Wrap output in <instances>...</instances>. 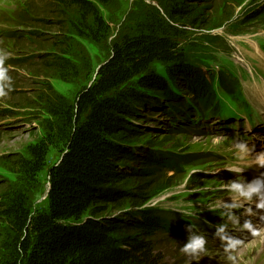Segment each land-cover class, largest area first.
Returning a JSON list of instances; mask_svg holds the SVG:
<instances>
[{"label": "rangeland", "instance_id": "rangeland-1", "mask_svg": "<svg viewBox=\"0 0 264 264\" xmlns=\"http://www.w3.org/2000/svg\"><path fill=\"white\" fill-rule=\"evenodd\" d=\"M226 1L221 4V0H215L202 7L187 3L191 16L204 14L209 17V23L214 27L207 30L181 18L171 20V0H109L100 12L113 38L123 26L125 32L130 33L140 24L153 21V16L162 23L164 20L175 29L177 46L185 54L187 64L216 80L212 85L215 96L221 99L219 111L187 122H182V117L174 121L161 109L148 112L150 118L140 124L142 136L137 140L142 148L188 161L178 173L159 175L150 190L151 199L142 209L178 212L180 220L188 224L192 220L202 222L206 215L213 218L210 222L213 226L209 228L213 232L196 226V230L207 237V244L206 251L192 264H230L222 242L215 236L216 225L223 222L217 205L222 200L229 202L232 195L224 184L236 179L228 169L236 163L246 168L240 173L245 182L264 173V168L250 167L247 158L240 161L233 150L235 135L221 130L226 125L223 120L230 119L232 114L246 116L253 123L261 118L262 124L258 123L243 139L253 147L252 157L261 153L259 151L264 152V147H260L264 143V62L258 55L264 56V0ZM48 4V0H0V49L8 52L7 60L13 61L12 64L5 63L11 90L6 88L8 94L0 96V264L11 261L6 247L12 237L11 220L4 213H13L20 203H24L32 215L47 209V171L60 159L57 140L66 130V106L73 103L85 85L83 82L88 83L83 80L85 71L89 67L93 71L104 61L100 49L85 40L75 39L80 53L73 46L69 56L63 58L64 65L54 64V70L41 69V60L50 66L45 57L42 58L50 56L42 51L45 50L42 44L46 43L27 37L18 41L2 38L3 32L9 30L15 33L41 31L45 32L41 39L49 40L54 34L59 35L58 14ZM156 11L159 14H155ZM18 16L26 17L22 26L15 24L17 21L21 24ZM152 69L156 75H164L163 67ZM225 82L230 83L233 92H223ZM174 87L176 103L181 105H177L176 110L173 107L166 109L177 117L185 104L192 106L194 101L183 87ZM238 96L241 98H236ZM6 110L10 113L1 114ZM214 117L222 118V121L210 124ZM235 124L233 122V129ZM40 144L44 145L46 156L35 162L36 166L42 167L36 174L30 170L34 163L31 162L32 151H37L35 147ZM252 207L255 210L254 204ZM242 210H236L241 215L240 223L252 219L261 229V235L231 229L233 235L244 241L234 253L236 264H264V221H259L256 216L248 217ZM258 211L264 215V210ZM178 238H156L158 264H185L186 257L180 251L184 242Z\"/></svg>", "mask_w": 264, "mask_h": 264}, {"label": "trees", "instance_id": "trees-1", "mask_svg": "<svg viewBox=\"0 0 264 264\" xmlns=\"http://www.w3.org/2000/svg\"><path fill=\"white\" fill-rule=\"evenodd\" d=\"M213 1L171 0L170 19L177 17L210 29L214 26L209 17L191 16L187 3L202 7ZM48 2L58 14L59 35L49 40L41 39L45 32L9 30L2 38L18 41L27 37L46 43L42 51L50 56L42 58L50 66L41 60V69L64 65L63 58L73 46L80 53L75 39L100 49L104 61L93 71L90 67L85 71L83 80L88 83L83 82L73 103L66 106V130L57 140L60 159L47 171V209L32 215L20 203L13 213H4L11 220L12 231L6 246L11 257L8 263L158 264L156 238L176 236L185 243L188 223L180 220L178 212L142 207L151 199L150 190L159 175L178 173L188 161L142 148L137 142L142 136L139 126L150 118L148 112L157 109L174 121L182 117V122L219 111L221 99L212 85L216 80L187 64L177 46L175 29L156 16L130 33L123 26L113 38L100 14L109 0ZM18 18L21 24H15L23 25L26 17ZM156 66L164 68V75H156L152 69ZM225 84L224 93L234 91L230 83ZM174 85L183 87L194 101L192 106L185 104L177 117L166 109L181 105L176 103ZM35 148L30 170L37 174L42 167L35 162L46 156V149L43 144ZM212 219L206 215L202 222L192 220L190 224L212 232L208 229Z\"/></svg>", "mask_w": 264, "mask_h": 264}, {"label": "clouds", "instance_id": "clouds-1", "mask_svg": "<svg viewBox=\"0 0 264 264\" xmlns=\"http://www.w3.org/2000/svg\"><path fill=\"white\" fill-rule=\"evenodd\" d=\"M8 52L0 49V96H6L11 90L8 69L5 61L8 59ZM6 88L8 91H6ZM233 150L240 161L246 158L250 161V167L264 168V152L252 157L253 147L241 139L233 140ZM246 168L239 163L234 164L228 171L236 175V179L224 184V188L232 195L229 202L220 201L217 205L219 215L223 222L215 227V236L222 242V248L226 254V259L230 264H236L237 257L234 253L243 245L244 241L232 234L231 229L236 228L246 231L253 236L261 235V229L252 219H245L241 224V215L236 213L238 209H244L247 216L259 217V221H264V215L258 210H264V173L254 178L250 182L240 176ZM255 205V210L252 205ZM186 242L180 246V251L185 255V264H192L203 252L206 251L207 237L196 230L195 225L188 224L186 228Z\"/></svg>", "mask_w": 264, "mask_h": 264}, {"label": "bare ground", "instance_id": "bare-ground-1", "mask_svg": "<svg viewBox=\"0 0 264 264\" xmlns=\"http://www.w3.org/2000/svg\"><path fill=\"white\" fill-rule=\"evenodd\" d=\"M21 26H22V25H21ZM26 31H27V30H26ZM254 50L260 52V51H259L260 49L255 48ZM256 55H257V54H256ZM258 55L261 56V59H262V61L264 62V56H263V55H260L259 53H258ZM256 120H259V121H260L261 118H260V119L258 118V119H256ZM262 121H263V120H262ZM262 121H261V122H262ZM179 126H180V125H179ZM257 137H258V136H257ZM260 147H264V143H262V144L260 145ZM257 177H258V176H257ZM239 210H240V209H239ZM242 211H244V210H242ZM239 215H240V214H239ZM253 222H254V221H253ZM255 222H256V221H255ZM196 223H197V222H196ZM195 227H196V226H195ZM196 229H197V227H196ZM220 244H221V243H220Z\"/></svg>", "mask_w": 264, "mask_h": 264}]
</instances>
